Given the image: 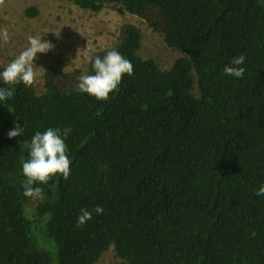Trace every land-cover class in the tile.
Segmentation results:
<instances>
[{
	"label": "trees",
	"instance_id": "obj_1",
	"mask_svg": "<svg viewBox=\"0 0 264 264\" xmlns=\"http://www.w3.org/2000/svg\"><path fill=\"white\" fill-rule=\"evenodd\" d=\"M69 1L139 16L185 56L167 70L141 58L127 24L115 50L134 72L107 100L57 67L40 95L0 80L13 90L0 102V264H97L112 246L125 264H264V0ZM240 55L244 77L226 75ZM16 123L25 131L10 139ZM48 128L70 175L28 198L22 162ZM82 208L92 219L78 226Z\"/></svg>",
	"mask_w": 264,
	"mask_h": 264
},
{
	"label": "rangeland",
	"instance_id": "obj_2",
	"mask_svg": "<svg viewBox=\"0 0 264 264\" xmlns=\"http://www.w3.org/2000/svg\"><path fill=\"white\" fill-rule=\"evenodd\" d=\"M35 9L33 15L27 12ZM131 24L143 35L138 55L153 59L164 69H170L185 54L169 47L162 32L152 28L148 21L129 13L121 14L108 5L94 13L69 0H5L0 6V27H7L9 43L0 41V68H5L28 45V37L48 40L53 48L47 53H37L34 64L40 75L35 82L37 94L46 92L45 75L49 67L80 76L91 73V61L96 53L115 50L121 43L122 28ZM199 95L197 85L194 91ZM97 264H125L112 246Z\"/></svg>",
	"mask_w": 264,
	"mask_h": 264
},
{
	"label": "clouds",
	"instance_id": "obj_3",
	"mask_svg": "<svg viewBox=\"0 0 264 264\" xmlns=\"http://www.w3.org/2000/svg\"><path fill=\"white\" fill-rule=\"evenodd\" d=\"M5 0H0L3 6ZM11 35L7 27H0V41L9 43ZM28 47L16 56L2 72L0 80L5 85H16L23 83L25 86H32L40 73L37 71L34 60L37 53H47L53 45L45 39L36 36L28 37ZM92 62L94 74H84L79 77L78 89L81 93H87L97 100H107L109 94L116 90L121 83L124 74L132 75L133 64L123 57L118 51L110 50L101 57L99 55L88 57ZM245 57L240 55L233 57L231 64L225 66L224 73L235 78H243L245 69L240 67ZM13 95V90L0 87V102H6ZM9 111H14L9 108ZM24 128L16 123L14 128L8 132L9 138L22 136ZM71 160L67 154V145L58 130L48 128L44 132L37 131L30 141L29 158L22 162L23 175L27 178L29 187L25 188L24 196L32 199L43 198V189L31 187L34 184H46L53 176L62 174L65 180L70 175ZM256 195L264 196V185L256 190ZM97 215L103 213L99 205L94 209ZM92 211L82 208L77 217L78 226H83L92 219Z\"/></svg>",
	"mask_w": 264,
	"mask_h": 264
}]
</instances>
